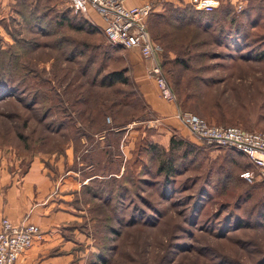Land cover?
Wrapping results in <instances>:
<instances>
[{
    "label": "rangeland",
    "instance_id": "1",
    "mask_svg": "<svg viewBox=\"0 0 264 264\" xmlns=\"http://www.w3.org/2000/svg\"><path fill=\"white\" fill-rule=\"evenodd\" d=\"M165 8L148 29L178 106L210 124L264 133V27L236 36L240 17L208 16L206 31L190 24L178 32L182 13L168 17L176 8ZM102 23L93 10L75 14L69 0H0V91H8L0 93V169L69 153L88 264H264L262 172L185 126L189 150L163 153L160 120L132 75L130 54L139 51L110 44ZM113 73L127 82L110 84Z\"/></svg>",
    "mask_w": 264,
    "mask_h": 264
},
{
    "label": "crops",
    "instance_id": "2",
    "mask_svg": "<svg viewBox=\"0 0 264 264\" xmlns=\"http://www.w3.org/2000/svg\"><path fill=\"white\" fill-rule=\"evenodd\" d=\"M193 1L157 0L156 13L165 12L166 6H192ZM212 1L216 5L215 11L231 7L236 12L239 9L244 12L253 9L261 0ZM144 2L126 0L128 7L140 6ZM97 21L100 25L101 21ZM130 55L134 80L152 114L160 120L156 141L168 147L174 135L184 140L191 138L176 118L178 104L161 99L155 81L147 74L150 62L146 61L148 67L145 70L140 52L132 51ZM71 163L68 153L59 159L34 158L24 168L0 169V221L8 218L15 224L32 223L42 231V238L21 256L19 264H88L90 236L82 225L83 211L77 206L76 193L81 185L75 178L79 175L71 173Z\"/></svg>",
    "mask_w": 264,
    "mask_h": 264
},
{
    "label": "built area",
    "instance_id": "3",
    "mask_svg": "<svg viewBox=\"0 0 264 264\" xmlns=\"http://www.w3.org/2000/svg\"><path fill=\"white\" fill-rule=\"evenodd\" d=\"M75 14L95 11L103 21L107 41L126 50H138L150 62L148 75L159 88L160 96L170 103L178 98L163 68L162 48L152 40L148 21L156 13L157 0H145L140 6L128 7L126 0H69ZM198 11L212 12V0H194ZM241 8V7H240ZM241 10V9H239ZM176 118L200 141L208 146L233 149L245 155L264 175V133L251 132L237 126H219L178 107ZM253 178L249 173L246 179ZM42 238L41 228L32 223L15 224L8 218L0 221V264H19L20 258Z\"/></svg>",
    "mask_w": 264,
    "mask_h": 264
},
{
    "label": "trees",
    "instance_id": "4",
    "mask_svg": "<svg viewBox=\"0 0 264 264\" xmlns=\"http://www.w3.org/2000/svg\"><path fill=\"white\" fill-rule=\"evenodd\" d=\"M21 1L25 2V0H21ZM178 11H180V13L183 14V15L180 14V16H179L180 18L179 17L176 18V23H177L176 25H180V27L176 26V31H178V32H180L183 27L189 26L190 24L192 25V27H196L195 29H198L199 31H201V30L206 31L205 28L206 27H210V25L204 23L203 19L204 18H208V16L221 17L220 18L221 20L224 19V18H230L231 21H236V22H233V23H237L236 16L240 17V19L243 20V24H238V23L236 25L234 24V26L232 27V30H233L232 32L233 33H230V34H233V35H236V36H240L241 35L240 34V28H243L246 25L250 26L252 28H258L260 26L264 27V0L258 1V4L255 5L253 9L244 11L242 13V15H237L236 14L237 12L231 7H228L227 10L222 9L220 11H215L214 10L212 12H204V11H197V10H195L193 8V6H190V5L182 6L181 10H178V8L170 9L166 13H169L168 17H171L174 13H176V14L179 13ZM186 13H189L192 16L190 18H187L186 17ZM80 16H82V15H80ZM160 16H161V18H166L167 14L163 15L161 13V14L157 15V17H160ZM174 17H176V15ZM201 21L203 23H201ZM233 38H235V37H233ZM262 56L264 57V52L261 53V57ZM162 58H163V54H162ZM163 66H165V65H163ZM164 74L166 75V77H168V74H167V72H165V69H164ZM0 75H2V74H0ZM2 76H0V77L3 78ZM106 78H107L106 80H109L110 84L126 83L127 82V79L123 78L122 73L109 74ZM169 83H170L171 86L173 85V84H171V82H169ZM7 86H6V88H9ZM172 88H173L174 92L176 93V95L178 96V98H180V93L176 89V87L172 86ZM2 92L6 93L8 91H5V90L4 91H0V93H2ZM179 106L181 107L180 104H179ZM226 127H228V126H226ZM189 146H190V144L186 140L181 139V138L178 139L175 136H173L171 138V140H170V145H169L168 151L165 152L164 148L163 149L161 148V150H163V153H166V154H169V153L173 154L174 152L181 153V152L188 151L189 150L188 149ZM159 149L155 145L152 147V150H154V152L156 154H158V151H156V150H159ZM166 168H167L168 172H170V173L174 172V168H173L172 163L167 164ZM159 172H161V173L165 172V166L164 165L160 166Z\"/></svg>",
    "mask_w": 264,
    "mask_h": 264
},
{
    "label": "bare ground",
    "instance_id": "5",
    "mask_svg": "<svg viewBox=\"0 0 264 264\" xmlns=\"http://www.w3.org/2000/svg\"><path fill=\"white\" fill-rule=\"evenodd\" d=\"M205 12V11H204Z\"/></svg>",
    "mask_w": 264,
    "mask_h": 264
}]
</instances>
